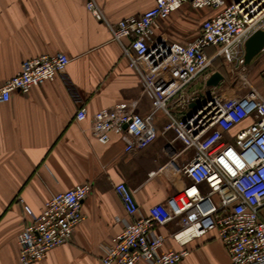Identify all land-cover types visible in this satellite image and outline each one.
Listing matches in <instances>:
<instances>
[{
  "label": "crops",
  "instance_id": "crops-1",
  "mask_svg": "<svg viewBox=\"0 0 264 264\" xmlns=\"http://www.w3.org/2000/svg\"><path fill=\"white\" fill-rule=\"evenodd\" d=\"M87 1L0 0V82L15 76L28 59L57 53L70 58L64 75L0 103V264L18 262V236L27 223L25 206L38 215L52 195L91 183L92 192L82 204L85 219L76 227L72 241L33 264H102L105 246L129 220L114 184L125 182L134 190L140 213L145 214L190 183L181 167L193 151L184 150L174 141V133L164 130L168 117L130 66L134 53L127 55L113 40L107 25L87 11ZM95 1L112 24L141 15L156 3ZM211 15V11L187 3L160 21L150 52L139 64L150 68L159 51L172 41L191 40ZM125 44L128 46V41ZM252 63L251 68L260 75L252 82L264 94V55ZM219 71L224 75L218 84L220 92L227 97L237 95L236 78ZM170 77L171 73L162 75L155 86H163ZM249 77L252 79V74ZM202 86L200 79L190 89ZM133 99H139L137 111L147 127L132 151L125 150L118 136L105 144L92 135L94 113ZM83 106L88 116L78 121L76 113ZM248 124L244 121L230 134ZM226 141L231 142L230 136ZM179 229L178 220L157 229L166 238L161 253L187 249L189 253L180 264H232L216 231L182 246L170 237Z\"/></svg>",
  "mask_w": 264,
  "mask_h": 264
},
{
  "label": "built area",
  "instance_id": "built-area-1",
  "mask_svg": "<svg viewBox=\"0 0 264 264\" xmlns=\"http://www.w3.org/2000/svg\"><path fill=\"white\" fill-rule=\"evenodd\" d=\"M187 3L212 15L191 40L172 41L155 55L150 68L144 69L139 62L149 54L159 22ZM86 9L107 25L113 40L127 55L134 53L130 66L168 117L164 130L172 131L174 141L184 150L193 151L181 167L189 185L151 206L145 214L140 213L134 190L125 182L114 184L129 220L105 246L101 263L180 264L188 250L161 253L166 238L157 231L178 220L180 229L170 237L180 245L216 231L232 264H264V94L247 75L244 59L246 40L255 31L264 30V0H156L143 14L115 24L107 21L95 0H88ZM215 60L233 65L232 73L241 72V84L247 89L244 95L227 97L218 86L207 85L211 76L220 72L212 69ZM69 63L65 53L24 61L15 76L0 82V103L64 75ZM166 73H171L169 81L157 88L155 83ZM200 79L203 86L191 90ZM261 79L264 87V68ZM139 103V99H133L94 113L92 135L105 144L118 136L125 150L132 151L147 127L137 111ZM193 103L200 108H191ZM87 116L86 107H80L76 119ZM244 121L249 124L231 135ZM227 136L231 142L226 141ZM91 192L92 184L86 182L56 193L38 215L25 206L27 223L18 236L17 264L42 261L53 249L70 243L76 227L85 219L82 204Z\"/></svg>",
  "mask_w": 264,
  "mask_h": 264
},
{
  "label": "water",
  "instance_id": "water-1",
  "mask_svg": "<svg viewBox=\"0 0 264 264\" xmlns=\"http://www.w3.org/2000/svg\"><path fill=\"white\" fill-rule=\"evenodd\" d=\"M264 49V30L255 31L245 42V65H250ZM224 79L221 72H216L208 80V86H218L219 82ZM191 108H200V105L193 103Z\"/></svg>",
  "mask_w": 264,
  "mask_h": 264
},
{
  "label": "rangeland",
  "instance_id": "rangeland-1",
  "mask_svg": "<svg viewBox=\"0 0 264 264\" xmlns=\"http://www.w3.org/2000/svg\"><path fill=\"white\" fill-rule=\"evenodd\" d=\"M218 62L217 63H214L213 64V68L212 69H217L218 67L225 73V74H230L232 75L233 77L236 78V80L238 81L237 83V95H244L246 92H247V89L242 86L241 84V81H240V71L238 72V74L235 72V73H232L231 72V68L233 65H231L229 62H226V63H223L221 60H217ZM249 67V70H247V75L249 76V74L251 75L252 74V79L251 81H254L253 78H257L258 76H260L256 71L255 69L251 68L253 67V63H251L250 65H247ZM252 69V70H251Z\"/></svg>",
  "mask_w": 264,
  "mask_h": 264
},
{
  "label": "trees",
  "instance_id": "trees-1",
  "mask_svg": "<svg viewBox=\"0 0 264 264\" xmlns=\"http://www.w3.org/2000/svg\"><path fill=\"white\" fill-rule=\"evenodd\" d=\"M217 62H218L217 60L214 61V63H217ZM214 63H213V64H214ZM217 69L219 70L220 68L218 67Z\"/></svg>",
  "mask_w": 264,
  "mask_h": 264
}]
</instances>
